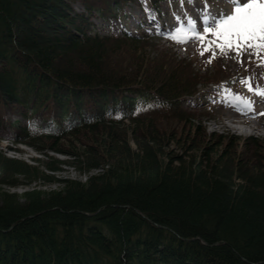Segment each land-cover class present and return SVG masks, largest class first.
<instances>
[{
    "label": "trees",
    "instance_id": "1",
    "mask_svg": "<svg viewBox=\"0 0 264 264\" xmlns=\"http://www.w3.org/2000/svg\"><path fill=\"white\" fill-rule=\"evenodd\" d=\"M74 1L0 0V142L48 159L0 152V177L103 172L1 194L0 264H264V140L207 132L212 111L186 107L233 65L208 51L218 73L206 79L142 26L92 32L94 12L112 19L128 0H81L87 14ZM257 72L250 63L243 78L252 86Z\"/></svg>",
    "mask_w": 264,
    "mask_h": 264
},
{
    "label": "rangeland",
    "instance_id": "2",
    "mask_svg": "<svg viewBox=\"0 0 264 264\" xmlns=\"http://www.w3.org/2000/svg\"><path fill=\"white\" fill-rule=\"evenodd\" d=\"M145 1L146 0H131L122 10H118V18L114 21L116 26L113 28L114 32H117V28H121L124 23H126L128 29H135L141 22L146 33H156L164 37H162L159 42L155 41L157 45L162 44L168 46L171 44V46L175 47L173 51L177 53L176 56L179 55V58L183 57L190 61L189 58L194 57L196 69L198 68L197 70L201 71L206 79H214L218 73V69L210 68L206 70L209 57L204 54L201 55L202 50H200L199 47L201 41L191 39L181 44L169 39V36L174 34L177 28H187L189 20L195 23L197 32L203 35L206 17L208 23L211 24L221 16L232 14L234 6L230 3V0H166L162 6V16H154L152 18L146 14V11L142 10V6L146 4ZM238 2L245 3L247 0H238ZM72 7L75 11L87 10L85 4L81 0L74 1ZM93 14L95 15L97 13L94 12ZM94 20L99 26L102 24L100 17H95ZM205 39L206 41L212 40L214 37L209 34ZM213 50L220 54L219 49L213 48ZM220 57L227 67L229 65L234 66V70L231 71V74L237 81H240L241 72L244 68L248 64L254 63V67L257 68L260 79L255 84V87L252 88L253 91H249L248 87L242 82H237L234 88L238 90V96L243 94L244 100L252 102L255 113H264V98L254 94L255 90L264 89V65H261L259 59L254 55H250L249 52H245L237 58L235 52L229 51L227 55L220 54ZM234 88L222 84L202 86V94L206 97L207 103L212 107L211 110L213 111V117L211 119L202 120V125L206 128L207 132L210 133H223L225 135H234L242 138L253 136L264 140V116L251 118V114L246 116L240 111H237L235 107H233V103H235L233 98L235 96L229 93L230 90L235 91ZM187 106L188 108L195 107L193 101L188 102ZM197 106H200V104ZM239 107L242 109L243 104H240ZM12 119L15 118L12 117ZM178 130L180 129L178 128ZM170 149H176V146L172 145ZM0 152L6 157L17 158L33 165H38L36 162L38 159H42L43 161L48 160L45 155L40 154L34 148L15 144L7 140L0 142ZM48 154L60 160L72 161V159L67 156L52 152ZM102 172V170H93L88 174L81 173L70 163L60 165L59 171L50 173L51 176L56 179L55 182H44L43 180L27 182L26 180L20 179L18 184L16 183V185H13L9 184L11 183L9 180H5L3 183L2 180L5 178L0 177V199L3 193L22 196L24 193L32 191H41L44 193L59 191L66 185L65 181H76L85 184L89 181V178L98 176Z\"/></svg>",
    "mask_w": 264,
    "mask_h": 264
},
{
    "label": "snow or ice",
    "instance_id": "3",
    "mask_svg": "<svg viewBox=\"0 0 264 264\" xmlns=\"http://www.w3.org/2000/svg\"><path fill=\"white\" fill-rule=\"evenodd\" d=\"M230 3L234 6L232 14L221 16L211 24L208 23L207 17L205 18L203 35L197 32L195 23L189 20L187 28H177L175 33L169 36V39L181 44L191 39L199 40L206 45L201 51V55L213 48L219 49L222 55L233 51L237 58L243 53L249 52L250 55L259 59L261 65H264V55H262L264 54V0H247L245 3L230 0ZM209 34L214 39L206 41L205 37ZM242 83L248 86L249 91H253L248 81H242ZM254 94L264 98V89H257ZM233 100L235 102L233 107L243 115L251 114V118L264 116V113H255L252 102L244 100L240 96H235ZM240 104H243L242 109L239 107Z\"/></svg>",
    "mask_w": 264,
    "mask_h": 264
},
{
    "label": "bare ground",
    "instance_id": "4",
    "mask_svg": "<svg viewBox=\"0 0 264 264\" xmlns=\"http://www.w3.org/2000/svg\"><path fill=\"white\" fill-rule=\"evenodd\" d=\"M97 115V114H96Z\"/></svg>",
    "mask_w": 264,
    "mask_h": 264
}]
</instances>
